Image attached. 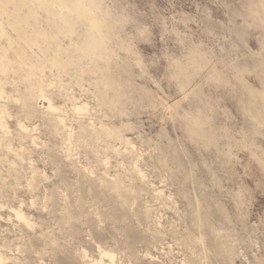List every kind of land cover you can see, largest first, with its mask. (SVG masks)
<instances>
[{
  "label": "rangeland",
  "instance_id": "obj_1",
  "mask_svg": "<svg viewBox=\"0 0 264 264\" xmlns=\"http://www.w3.org/2000/svg\"><path fill=\"white\" fill-rule=\"evenodd\" d=\"M1 264H264V0H0Z\"/></svg>",
  "mask_w": 264,
  "mask_h": 264
},
{
  "label": "bare ground",
  "instance_id": "obj_2",
  "mask_svg": "<svg viewBox=\"0 0 264 264\" xmlns=\"http://www.w3.org/2000/svg\"><path fill=\"white\" fill-rule=\"evenodd\" d=\"M1 264V263H0Z\"/></svg>",
  "mask_w": 264,
  "mask_h": 264
}]
</instances>
